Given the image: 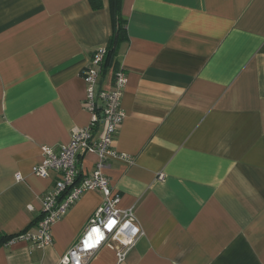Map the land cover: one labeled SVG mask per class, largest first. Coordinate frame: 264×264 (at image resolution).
<instances>
[{"label":"crops","instance_id":"0c3cea01","mask_svg":"<svg viewBox=\"0 0 264 264\" xmlns=\"http://www.w3.org/2000/svg\"><path fill=\"white\" fill-rule=\"evenodd\" d=\"M101 3L0 0V236L35 230L57 178L32 173L41 147L89 123L80 70L109 43ZM121 12L125 117L113 148L129 161L102 171L143 235L119 264H264V0H122ZM96 160L81 155L80 173ZM102 200L83 192L42 248L0 242V264H57ZM115 246L87 264H116Z\"/></svg>","mask_w":264,"mask_h":264},{"label":"built area","instance_id":"2783aa9c","mask_svg":"<svg viewBox=\"0 0 264 264\" xmlns=\"http://www.w3.org/2000/svg\"><path fill=\"white\" fill-rule=\"evenodd\" d=\"M106 46L93 50L89 63L80 70V77L86 85L84 108L90 114L88 125L73 128L67 143L57 149L41 147L42 161L32 166L31 171L39 177L56 174L54 185L42 198V214L35 224V230L19 233L9 240H24L42 248L52 243L53 224L61 218L74 201L85 191L98 189L103 194L101 204L88 219L78 239L59 258L57 264H87L104 245L116 243L117 263L124 261L143 231L138 225L132 207L119 208L120 195L113 193L103 168L110 158H129L118 154L113 142L125 112L121 105L126 74L120 65L112 74L109 89L100 86L102 63ZM100 127L98 135L94 129ZM86 153L97 156L93 170L82 175L77 167L78 159ZM18 180L21 179L17 175ZM162 178V175H159Z\"/></svg>","mask_w":264,"mask_h":264},{"label":"trees","instance_id":"16d2710c","mask_svg":"<svg viewBox=\"0 0 264 264\" xmlns=\"http://www.w3.org/2000/svg\"><path fill=\"white\" fill-rule=\"evenodd\" d=\"M89 2L93 9H99L102 6L101 0H89ZM108 3L112 20V33L107 45V52L101 66L102 73L106 72L110 66H112L113 71H115L118 66V62L116 61L117 46L120 42L125 41L127 38V20L121 12L122 0H108ZM13 236L15 235L0 236V242H5Z\"/></svg>","mask_w":264,"mask_h":264}]
</instances>
